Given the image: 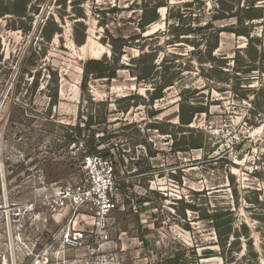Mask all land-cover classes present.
I'll list each match as a JSON object with an SVG mask.
<instances>
[{
	"label": "rangeland",
	"instance_id": "1",
	"mask_svg": "<svg viewBox=\"0 0 264 264\" xmlns=\"http://www.w3.org/2000/svg\"><path fill=\"white\" fill-rule=\"evenodd\" d=\"M148 1L31 0L27 17L0 16V191L4 181L8 208L6 224L0 209V264H264V0H223L236 13L251 1L262 7V19L243 24L227 12L215 18L223 14L216 0H166L142 30ZM185 2L193 4L184 27L211 24L205 39L171 41ZM229 29L256 38L257 56ZM111 36L128 43L122 68L112 79L90 75L82 87L81 63L109 59ZM137 44L156 50V63L166 57L173 74L152 103L151 81L130 68ZM182 102L206 110L181 128ZM76 127L72 143L65 135ZM90 138L118 183L107 231L91 229L82 212L46 209L56 187L80 180ZM214 210L231 219L223 250L205 218Z\"/></svg>",
	"mask_w": 264,
	"mask_h": 264
},
{
	"label": "trees",
	"instance_id": "2",
	"mask_svg": "<svg viewBox=\"0 0 264 264\" xmlns=\"http://www.w3.org/2000/svg\"><path fill=\"white\" fill-rule=\"evenodd\" d=\"M2 1V0H1ZM0 1V2H1ZM31 0H4L5 4L0 7V16H3L5 14H14L17 16L27 17V5ZM196 4V6H200L203 4V0H193ZM192 2H185L181 5V7H178L176 15H174L175 24H172L171 30L175 33V36L173 35V38L171 39L172 42H179V36L183 35H198L201 39L205 36H207L205 33L206 30L211 27V24H204L203 26L198 25V22H195L194 26H185L184 27V21L186 19L188 14H190V8L192 6ZM216 5L222 13L227 12V17H235L236 20L243 24L245 21H252L255 19H262L263 13H262V7L255 6L254 1L247 2L246 5H243L242 7L238 8V12H231L232 8L230 7H224L223 0H216ZM167 6L166 0H149L148 3L144 4L142 6V11L139 19L138 26L144 30V28L151 24L152 22L156 21L159 18L158 9L160 7ZM181 8H183L181 10ZM188 13V14H186ZM221 14L220 16H216L215 18H222V16H226ZM195 20V19H193ZM186 25V24H185ZM24 28V30L28 29ZM230 30V29H229ZM230 32H234L237 35H243L247 38V52H250L251 50L254 52L255 56H257L258 49L254 46V41L258 42L257 39L250 37L249 33L246 29L242 30H230ZM156 32L152 33L151 35H148L147 37H152ZM145 38V37H142ZM85 37L84 36H78L77 33L74 36V42L77 45H81L84 42ZM139 42L141 40L140 37H135ZM205 39V38H203ZM207 39V38H206ZM127 41L125 39L119 38V37H110L109 45L111 50V57L109 59H97V58H89L86 59L81 63L82 68V75L80 79V85L82 87L86 86L87 80L90 75H93L97 78H107L112 79L116 77L117 70L122 68L121 66L118 67L117 63L120 61V58L122 56V50L125 46H128L126 43ZM194 46H197V43H192ZM259 44V43H258ZM260 45V44H259ZM218 46L217 39L215 38L214 42L209 45L208 52L211 53L214 49H216ZM261 46V45H260ZM137 49L139 50V53L136 56H133L130 58V68L133 70V74L138 81H151L152 90H147L148 95V101L152 103L154 100H157L161 98L163 90L171 86L174 82L173 74L169 72L170 64L167 63V58H163L159 63H156V50L149 49L144 50L145 44H137ZM260 53L261 51L264 52V47H260ZM212 58V57H211ZM264 58V57H262ZM124 66V65H123ZM124 68V67H123ZM125 68H128L126 65ZM182 92H184L182 90ZM182 92H180L182 94ZM206 110V108L201 107H194L192 104L182 102V104L179 107V123L182 126H185L187 124H190L192 121V117L196 112H200V110ZM81 132L80 129L76 127V130L74 132L66 134L65 138L69 139L70 142L74 143L77 141L78 136H80ZM85 153L87 154H95L100 152V147H97L91 138L89 140H86L85 142ZM190 147V146H189ZM192 148L201 147L200 143H193L191 145ZM99 148V149H98ZM191 206V205H188ZM228 212L219 213L218 211L214 210L213 212L209 213L208 215H205V218H208L211 220L212 225L216 231V234L218 238L221 241V248L224 249V243L227 242L229 236H231V219L228 218L226 215H228Z\"/></svg>",
	"mask_w": 264,
	"mask_h": 264
},
{
	"label": "built area",
	"instance_id": "3",
	"mask_svg": "<svg viewBox=\"0 0 264 264\" xmlns=\"http://www.w3.org/2000/svg\"><path fill=\"white\" fill-rule=\"evenodd\" d=\"M39 15H34L33 26ZM99 149V148H98ZM82 175L76 183H65L55 188L47 199L46 209L50 213L82 212L91 222V229L107 231L111 214L117 209L116 194L118 183L115 178V169L109 157L100 152L87 154L81 158ZM5 183L1 181L0 209L7 222V195Z\"/></svg>",
	"mask_w": 264,
	"mask_h": 264
},
{
	"label": "bare ground",
	"instance_id": "4",
	"mask_svg": "<svg viewBox=\"0 0 264 264\" xmlns=\"http://www.w3.org/2000/svg\"><path fill=\"white\" fill-rule=\"evenodd\" d=\"M57 188V187H56ZM61 213V212H60ZM56 215H57V213H56ZM59 215V214H58ZM55 217V216H54ZM62 218V217H61Z\"/></svg>",
	"mask_w": 264,
	"mask_h": 264
}]
</instances>
